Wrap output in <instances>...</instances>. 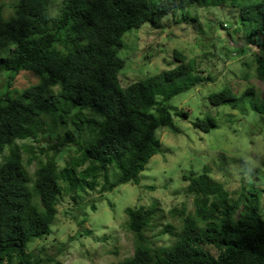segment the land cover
Listing matches in <instances>:
<instances>
[{
  "label": "trees",
  "instance_id": "16d2710c",
  "mask_svg": "<svg viewBox=\"0 0 264 264\" xmlns=\"http://www.w3.org/2000/svg\"><path fill=\"white\" fill-rule=\"evenodd\" d=\"M51 1L19 0L10 18L0 8V72L13 73L0 97V155L8 149L0 165V264H50L29 245L51 234L63 191L82 193L100 187L102 195L121 184L138 183L161 150L158 130L167 127L179 133L170 111L172 99L217 80L214 69L200 71L194 60L174 50L178 66L123 87L119 75L125 61L119 51L124 34L132 28L150 23L162 30L166 16L187 6L219 7L227 0H63L56 16L50 13ZM229 4L239 11L243 39L237 37V30L234 33L246 43L240 50L255 46L262 52L256 58V71L264 83V0ZM190 17L187 10L183 21ZM213 55L208 53L205 60ZM23 71L33 73L39 82L14 91L11 82ZM244 78L249 80V74ZM232 85L225 81L219 92L208 96L210 103H231L235 108L237 100L253 97V110L264 116V90L257 94L249 85L240 98ZM174 114L189 117L184 110ZM44 117H51L49 128ZM194 127L209 132L217 122L198 118ZM49 132L57 134V144L46 161L31 147L16 146L17 141L38 142L39 135ZM64 148H75L77 156L60 170L57 155ZM48 150L40 151L48 155ZM23 154L29 164H37L32 186ZM183 179L189 182L188 195L194 196L195 213L183 219L177 242L169 248H153L144 230L151 224L154 208H128L136 247L122 264H264V216L257 210L260 192L244 189L232 199L225 185L206 175L191 173ZM90 206L97 208L95 203ZM206 244L218 249L216 257L201 247Z\"/></svg>",
  "mask_w": 264,
  "mask_h": 264
},
{
  "label": "rangeland",
  "instance_id": "374dc122",
  "mask_svg": "<svg viewBox=\"0 0 264 264\" xmlns=\"http://www.w3.org/2000/svg\"><path fill=\"white\" fill-rule=\"evenodd\" d=\"M17 1L0 0L4 17L13 16L12 6ZM62 1H51L52 16L59 13ZM151 1L158 3L159 0ZM229 2L210 8L187 6L184 12L179 10L175 15L166 16L162 30L145 23L124 34V45L119 51V57L125 61L119 75L123 87L178 66L180 62L175 60L174 50L194 60L200 71L214 69L217 80L172 99L170 111L179 133L167 127L158 130L161 150L139 175L138 183L121 184L102 195L100 187L82 193L63 191L51 234L29 245V250L40 260H49L50 264H122L133 256L136 247V237L128 227V208H154L151 224L144 234L153 248L172 247L178 240L176 235L182 229L183 219L195 213L194 196L188 195L189 182L183 179L191 173L206 175L210 181L225 185L232 199L239 198L244 189L258 190L257 210L264 216V116L253 110V97L237 100L235 108L231 103L213 106L208 99L211 93L219 92L227 80L232 81L234 92L240 98L249 85L255 87L257 94L264 90L256 71V58L262 52L255 46L240 50L246 43L242 40L239 11ZM187 10L191 14L189 22L183 21ZM225 26L230 30H225ZM236 34L242 39H237ZM208 53L214 54L212 60H205ZM12 74L0 72V97ZM245 74H249V80L244 78ZM15 77L11 82L14 91L39 82L31 72L23 71ZM57 91L55 88L53 93ZM175 110L189 112V117H179L174 114ZM207 117L215 119L217 127L209 132L194 127L196 119ZM42 120L49 128L51 117ZM50 133L39 135L38 142L34 139L17 141L16 146L22 150L31 147L46 161L47 156H53L55 148L52 147L57 144V134ZM42 149H50L48 155L41 153ZM7 153L8 149L0 155V165ZM74 155L77 156L75 148L62 149L57 155L60 170ZM24 166L32 186L37 164H29L24 155ZM114 178L112 175L111 180ZM92 203L96 204V210H92ZM184 209L185 215L182 214ZM201 247L215 257L219 253L214 246Z\"/></svg>",
  "mask_w": 264,
  "mask_h": 264
}]
</instances>
